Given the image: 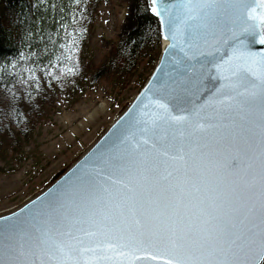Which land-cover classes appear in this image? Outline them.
I'll return each mask as SVG.
<instances>
[{
	"label": "snow or ice",
	"instance_id": "6c2138e0",
	"mask_svg": "<svg viewBox=\"0 0 264 264\" xmlns=\"http://www.w3.org/2000/svg\"><path fill=\"white\" fill-rule=\"evenodd\" d=\"M152 5L175 76L103 151L0 217V264H264V0Z\"/></svg>",
	"mask_w": 264,
	"mask_h": 264
},
{
	"label": "rangeland",
	"instance_id": "374dc122",
	"mask_svg": "<svg viewBox=\"0 0 264 264\" xmlns=\"http://www.w3.org/2000/svg\"><path fill=\"white\" fill-rule=\"evenodd\" d=\"M89 2L96 4V19L81 51L84 74L72 83L56 80L32 130L0 144V214L60 176L128 105L155 67L161 39L146 41L130 69L106 61L116 43L136 27L138 0Z\"/></svg>",
	"mask_w": 264,
	"mask_h": 264
},
{
	"label": "trees",
	"instance_id": "16d2710c",
	"mask_svg": "<svg viewBox=\"0 0 264 264\" xmlns=\"http://www.w3.org/2000/svg\"><path fill=\"white\" fill-rule=\"evenodd\" d=\"M136 18L106 59L122 69L135 66L146 41L160 40L148 0H138ZM95 19L89 0H0V144L32 130L56 80L72 83L84 74L81 51Z\"/></svg>",
	"mask_w": 264,
	"mask_h": 264
},
{
	"label": "water",
	"instance_id": "95a60500",
	"mask_svg": "<svg viewBox=\"0 0 264 264\" xmlns=\"http://www.w3.org/2000/svg\"><path fill=\"white\" fill-rule=\"evenodd\" d=\"M149 10L156 17L159 25L160 39L162 41L161 51L158 56L155 67L153 68L150 75L145 80L144 84L140 90L133 96L128 105L113 119V121L107 126V128L101 133V135L52 183L42 189L40 192L34 196L27 199L24 203L18 207L3 212L0 214V217H5L13 213H18L19 210L24 209L26 205H30L31 202L36 201L38 198H43L51 189L56 187L58 184L62 183L67 177H69L74 170H76L80 165H82L86 160H88L93 153L103 151L116 136L120 135L127 127L130 117H135L139 114L141 110L151 111L153 105L151 103L152 99L155 98L154 95H144L146 90L149 88L152 89L154 94H159L161 85H168L170 83L169 78L175 76L174 69L178 67L174 56H177V51L169 54L165 51L168 48V45L171 43L170 39L165 38V24L159 16L151 11L152 0H148ZM256 47H260L256 45ZM199 66L197 65V68ZM212 81L209 80V87L211 86ZM207 95V93H205ZM134 106H136L134 108Z\"/></svg>",
	"mask_w": 264,
	"mask_h": 264
}]
</instances>
